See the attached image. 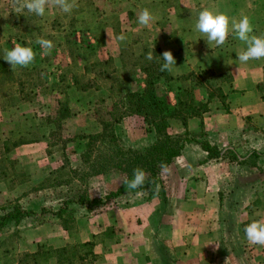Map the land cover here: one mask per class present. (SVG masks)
<instances>
[{
    "label": "rangeland",
    "instance_id": "rangeland-1",
    "mask_svg": "<svg viewBox=\"0 0 264 264\" xmlns=\"http://www.w3.org/2000/svg\"><path fill=\"white\" fill-rule=\"evenodd\" d=\"M69 3L70 12L46 5L39 16L17 11L14 0H0V206L17 201L33 211L18 226L0 231V264H264V245L250 243L245 233L251 220L264 216V161L257 171L242 174L232 164L227 179L214 183L220 204L217 199L215 209L207 205L205 212L217 220L215 226L202 222L200 206L182 207L191 213L186 221L172 216L181 209V198L173 196L161 208V197L126 204L122 174L91 175L98 155L111 147V134L123 147L154 141H148L151 125L124 113L125 94L142 91L147 70L163 63L159 55L172 50V34L179 37L171 23H189L188 14L176 12V0ZM145 8L154 17L147 26L138 19ZM121 33L124 41L117 39ZM38 38L53 42L49 54H42ZM16 43L36 54L27 67L12 69L4 60ZM187 73L156 81L166 112L192 85L216 97L207 79L197 78L202 86L195 85L184 80ZM165 86L176 91L172 106L159 97ZM106 122L111 124L104 137L89 143L86 136L100 133ZM80 193L95 209L74 205L77 219L84 220L66 222L65 228L50 209ZM112 193L122 203L106 200Z\"/></svg>",
    "mask_w": 264,
    "mask_h": 264
},
{
    "label": "crops",
    "instance_id": "crops-1",
    "mask_svg": "<svg viewBox=\"0 0 264 264\" xmlns=\"http://www.w3.org/2000/svg\"><path fill=\"white\" fill-rule=\"evenodd\" d=\"M175 5L179 8L177 13L185 11L188 14L185 20L189 23L185 22L180 26H177V23H171V29L179 28L181 31L179 37L176 32L172 34L175 38L169 39L173 47L171 51L177 62L173 71L170 72L171 75L179 77L192 70L209 69L212 71L209 83L221 89L225 100L222 101L216 97L209 99L204 88L196 87L193 91L194 98L197 101L208 102L207 112L201 117L189 118L186 126L178 119H169V132L181 134L185 130L194 133L203 131L211 145L223 150L232 149L239 156H244L253 150L263 151L264 58L250 59L247 62H241L238 59L247 45L236 38L231 30V19L236 18L238 21L246 15L253 26V32L250 35H264V0H176ZM205 8L228 15L230 30L224 45L208 43L206 35L196 29L199 13ZM172 95L176 96V91L165 86L159 97L172 101ZM175 100L169 101V106L174 105ZM150 134L148 141L152 142L154 133L150 132ZM139 140L142 139L139 137ZM206 159L207 152L197 143H186L181 155L162 171L161 179L166 196L181 198V209L172 216L177 215L179 220L184 216L186 221V214L191 213H188L189 209L184 211L182 207L200 206L199 217L202 222L207 226L210 223L215 226L217 220L214 217L210 219L207 217L205 206H214L213 209H215L217 199L219 206L220 189L216 199L213 193L214 183L225 181L228 170L233 165L224 161H207ZM236 166L241 174L259 169L248 164ZM258 166H260L259 163ZM162 206L163 202L160 208ZM262 213L264 214V211ZM253 221H264V216L251 220ZM205 230L208 232V227ZM209 230L213 232V228Z\"/></svg>",
    "mask_w": 264,
    "mask_h": 264
},
{
    "label": "trees",
    "instance_id": "trees-1",
    "mask_svg": "<svg viewBox=\"0 0 264 264\" xmlns=\"http://www.w3.org/2000/svg\"><path fill=\"white\" fill-rule=\"evenodd\" d=\"M160 66L161 63L159 66L151 65L152 71L150 72V70H147L149 73L141 92L134 91L125 94L126 109L124 113L127 112V115L140 116L145 123L151 125L155 134L154 141L145 147H123L116 142V138L111 134L109 138L111 147L107 153L98 155L95 160V167H93L91 171V175L109 174L113 171L122 174V185L126 187V192L123 195L124 197H121L126 204L132 200H137L138 202L150 201L154 200L156 197H161L160 199L163 204H166L168 199L163 189L161 179L162 171L168 167L176 157L181 155L182 149L186 143H197L202 150L207 152V161H224L228 164H248L255 167H258V163L264 161V151L258 152L253 150L244 156H239L237 152L232 149L223 150V148L211 145L207 141L203 131L196 133L185 131L181 134L170 133L169 118H177L186 126L188 118L201 117L203 113L207 112L208 102L195 100L192 85L189 88L183 89L175 107L170 112H166L162 105V101L156 95L155 83L160 78L165 81H171L173 77L167 71L161 72ZM210 75H212L211 70L202 69L197 72L190 71L186 74L185 78H183L184 80H190L195 85L200 86H202V83L198 81L197 78H205L207 81H204V84L207 88L212 89L208 82ZM214 91L216 97L220 98L222 101L225 100V96L220 88H214ZM208 95L209 98L214 97L212 91H209ZM110 124L111 123L107 122L103 123V128L100 133L86 136L89 143L93 139L104 137ZM107 135L109 136V134ZM137 167L143 169L145 172L144 185L138 189H129L126 181L133 178V169ZM80 194L78 198L76 194L72 197H62L64 199L59 200L57 209H50L52 210L50 211L52 216L57 218L65 228L69 222L73 224V222L75 223L77 221L80 223L84 220V217H82V219H77L74 212V205H77V208L85 206V210H87V207L89 209L88 211H90V209H95V205H93L91 199L87 198L84 193ZM116 197L117 194L112 193L110 196L108 195L106 200L114 198V202L122 203V199L121 201H117ZM102 203L105 204V201L103 200ZM32 212V210H27L26 207H23L17 201L0 206V231L7 226H18L26 217L32 215L30 214ZM63 214H66V216ZM64 217H67V219Z\"/></svg>",
    "mask_w": 264,
    "mask_h": 264
},
{
    "label": "clouds",
    "instance_id": "clouds-1",
    "mask_svg": "<svg viewBox=\"0 0 264 264\" xmlns=\"http://www.w3.org/2000/svg\"><path fill=\"white\" fill-rule=\"evenodd\" d=\"M57 6L64 12H70L73 4L69 0H14V6L17 11L27 9L29 12L36 15L43 16L45 13V6ZM139 23L147 26L150 21L154 19L150 11L145 8L139 15ZM196 29L205 34L207 42H215L217 46L224 45L229 35V17L223 12H213L205 8L200 11L198 21L195 25ZM231 30L236 38L247 45L245 51L241 52L238 59L241 62H247L250 59L264 58V35L256 36L250 35L253 32V26L248 16H243L237 21L236 18L231 19ZM118 40L124 41L126 36L121 33ZM36 43L44 50L43 55L50 53L53 48V42L44 38H38ZM35 52L31 47L21 46L19 43L15 44L12 50H5L4 60L7 61L12 69L17 66L27 67L35 59ZM163 63L160 66L161 72H171L176 66V59L171 50H165L162 55H159ZM146 58L151 61L154 59L153 53H147ZM145 172L143 169L137 167L133 169V178L127 180L126 184L129 189H138L144 185ZM246 236L250 243L264 245V221H253L245 228Z\"/></svg>",
    "mask_w": 264,
    "mask_h": 264
}]
</instances>
